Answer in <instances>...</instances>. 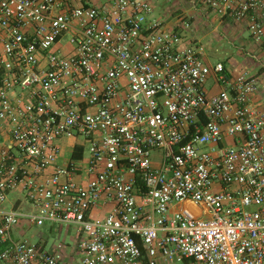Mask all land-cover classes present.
<instances>
[{"label": "built area", "instance_id": "1", "mask_svg": "<svg viewBox=\"0 0 264 264\" xmlns=\"http://www.w3.org/2000/svg\"><path fill=\"white\" fill-rule=\"evenodd\" d=\"M197 1L264 45V0ZM173 18L149 0H0V264H264L257 81ZM13 194L25 206L4 208ZM61 225L73 245L18 235Z\"/></svg>", "mask_w": 264, "mask_h": 264}, {"label": "rangeland", "instance_id": "2", "mask_svg": "<svg viewBox=\"0 0 264 264\" xmlns=\"http://www.w3.org/2000/svg\"><path fill=\"white\" fill-rule=\"evenodd\" d=\"M101 1L104 2L105 0ZM149 1L154 7L155 16L164 21L174 22L176 18H173L172 12L176 9H181L183 11L187 9L184 1H179L177 3L175 0ZM204 9L205 10H202L201 13L206 15H202L201 13L192 15L188 13L194 17L192 20V28L188 34L189 36L196 37L202 42L208 62L210 64L223 62L229 70L237 69L240 72L247 71L250 75H254L256 64L250 53L255 49V42L252 39L247 26L242 22L233 20L230 21L229 24L223 26L222 24H219L217 28H215L217 24L215 22L212 23V19L218 21V16L207 10L205 6ZM177 16H179V14L175 17ZM260 95L261 104L264 106V88ZM71 149V146H66L65 150L63 149L61 157H63L64 163L69 160ZM56 228V232L49 233L47 228L25 226L24 230H22L23 234H21V232L18 233V235L20 234V236L36 241L41 232H43L49 240L48 245L50 247L60 243L74 244L76 240L75 226L61 225L56 226ZM173 264L182 263L173 262Z\"/></svg>", "mask_w": 264, "mask_h": 264}, {"label": "crops", "instance_id": "3", "mask_svg": "<svg viewBox=\"0 0 264 264\" xmlns=\"http://www.w3.org/2000/svg\"><path fill=\"white\" fill-rule=\"evenodd\" d=\"M175 1H176V3L179 2V1H184L185 2V6L187 7V9L185 11H183L181 9H176L174 12H172L173 17H175L178 14L179 15L180 14H184L186 16L191 17V19L193 20L194 17L192 15L199 14V13H201L202 10H205L204 9V4L202 2L197 1V0H175ZM188 13L192 14V15H189ZM201 14L202 15H206V14H203V13H201ZM218 19H219L218 21H216V19L215 20L212 19V23L215 22L217 24L215 26V28H217V26L219 24H222V26H223V25L229 24L230 21H233L229 17L222 18V17L218 16ZM254 48L255 49H253V51H251L252 53H250V54L255 60V64H256L255 68H256V70H255V74L251 75V76L256 79L257 84H258V90L255 93V95L253 96V103L258 105V106H260V108L264 111V106H262V104H261V95H260L261 92H262V89L264 88V45H259L258 43L255 42ZM230 71H232L235 74L240 72L237 69L230 70ZM213 82L214 81L212 80V86H213ZM69 144H70V142H68V145H66V146H69ZM65 147H64V150H65ZM13 204L14 205L25 206V202L21 200V197L18 194L11 195L10 196V201L8 203L4 204L3 207L4 208H9ZM106 210L107 209H104V208L102 209V211H106ZM147 262H148V260H147L146 256H144L142 258L140 264H147ZM174 262L187 264L188 260L184 259L182 261H174ZM157 264H173V261H168L167 259H165L163 257H159L158 261H157Z\"/></svg>", "mask_w": 264, "mask_h": 264}, {"label": "trees", "instance_id": "4", "mask_svg": "<svg viewBox=\"0 0 264 264\" xmlns=\"http://www.w3.org/2000/svg\"><path fill=\"white\" fill-rule=\"evenodd\" d=\"M83 147H78L77 151L74 153V158H79L82 155ZM138 242L141 244V241L138 239ZM142 246V245H141Z\"/></svg>", "mask_w": 264, "mask_h": 264}]
</instances>
